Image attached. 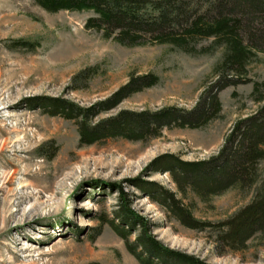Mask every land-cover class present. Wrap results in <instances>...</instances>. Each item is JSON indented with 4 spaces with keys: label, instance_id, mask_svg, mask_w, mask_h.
I'll return each mask as SVG.
<instances>
[{
    "label": "rangeland",
    "instance_id": "rangeland-1",
    "mask_svg": "<svg viewBox=\"0 0 264 264\" xmlns=\"http://www.w3.org/2000/svg\"><path fill=\"white\" fill-rule=\"evenodd\" d=\"M91 16L90 10L49 12L35 0H0V264H141L104 221L119 207L112 183L133 193L131 208L153 221L150 233L166 247L207 264H264V238H252L242 251L221 253L215 231L183 226L126 181L143 176L175 190L168 172H148L150 162L165 153L190 161L215 154L235 121L262 105L253 99V83L223 89L220 116L206 126L166 128L144 142L110 138L80 145L73 120L29 104L39 96H62L89 106L110 96L131 74L153 72L157 85L100 118L121 109L176 105L189 110L213 79L221 49L199 56L168 44L122 45L86 29ZM23 40L38 42L37 48L18 43ZM90 67L97 73L86 84L76 83V75ZM249 77L264 81V53L249 65ZM54 144L57 152L49 157ZM253 193L234 188L206 203L190 199L197 219L218 222L246 205Z\"/></svg>",
    "mask_w": 264,
    "mask_h": 264
},
{
    "label": "trees",
    "instance_id": "trees-1",
    "mask_svg": "<svg viewBox=\"0 0 264 264\" xmlns=\"http://www.w3.org/2000/svg\"><path fill=\"white\" fill-rule=\"evenodd\" d=\"M49 12L60 10L85 12L94 16L85 22L86 29L103 32L122 45L168 44L191 55L213 54L222 50L213 68V79L206 82L189 110L171 105L157 109H121L100 118L118 107L134 93L157 85L153 72L133 73L126 83L110 96L89 106H82L62 96H39L28 102L50 115L73 120L77 125L79 144L87 145L110 138L148 141L168 128H202L220 116L219 93L228 86L253 83L254 101L261 103L254 113L239 118L226 134L220 149L208 158L185 160L165 153L154 158L149 173L168 172L176 186L173 190L143 176L128 179L140 192L156 203L168 217L183 226L199 231L216 232L218 250L242 251L252 238H264V81L249 77V65L260 61L264 53V0H35ZM203 41H210L202 44ZM37 48V43L19 41ZM97 73L87 68L75 77L85 83ZM50 149V148H49ZM58 146L51 147L53 157ZM119 193V207L113 218H105L121 236L127 249L141 264H207L195 255L166 247L151 233L154 225L131 208L133 193L123 186L110 184ZM238 188L254 189L251 200L226 219L214 222L197 219L195 201L190 195L207 202L214 196ZM186 199H189L188 202ZM139 233L129 240L133 231Z\"/></svg>",
    "mask_w": 264,
    "mask_h": 264
}]
</instances>
